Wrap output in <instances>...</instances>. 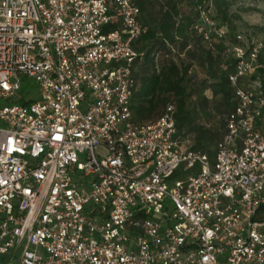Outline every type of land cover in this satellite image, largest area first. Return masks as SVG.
<instances>
[{"label":"built area","instance_id":"obj_1","mask_svg":"<svg viewBox=\"0 0 264 264\" xmlns=\"http://www.w3.org/2000/svg\"><path fill=\"white\" fill-rule=\"evenodd\" d=\"M194 11L235 59L213 161L175 105L133 120L137 0H0V99L41 93L0 106V264H264V44Z\"/></svg>","mask_w":264,"mask_h":264},{"label":"trees","instance_id":"obj_2","mask_svg":"<svg viewBox=\"0 0 264 264\" xmlns=\"http://www.w3.org/2000/svg\"><path fill=\"white\" fill-rule=\"evenodd\" d=\"M204 1L212 2L216 21L227 23L230 0H137L140 19L150 26V31L134 44L146 63L136 77L141 88L133 95L131 108L133 120L141 123L140 118L171 102L176 107L177 137L189 140L192 149L206 153L213 161L216 144L226 131L225 118L236 105L228 81L235 59L222 42L215 38L208 41L191 30L194 6ZM155 52L160 54L159 71L153 59ZM181 52L204 69L205 78L199 83L187 74L189 65L168 60ZM258 62L264 65L261 55ZM261 66L256 74L264 73ZM205 89L211 91V98L204 95ZM164 93L168 96L162 98ZM19 101L32 102L22 98Z\"/></svg>","mask_w":264,"mask_h":264},{"label":"rangeland","instance_id":"obj_3","mask_svg":"<svg viewBox=\"0 0 264 264\" xmlns=\"http://www.w3.org/2000/svg\"><path fill=\"white\" fill-rule=\"evenodd\" d=\"M229 4L227 24L230 25L231 32L257 37L264 44V0H230ZM259 55L264 59V47ZM257 65L261 66L258 61ZM261 67L264 68V65ZM258 75L264 80V73ZM40 94L38 84L33 79L26 78L23 81L21 92L14 99L8 101L0 99V106L21 103L16 101L20 97L24 100H37Z\"/></svg>","mask_w":264,"mask_h":264},{"label":"crops","instance_id":"obj_4","mask_svg":"<svg viewBox=\"0 0 264 264\" xmlns=\"http://www.w3.org/2000/svg\"><path fill=\"white\" fill-rule=\"evenodd\" d=\"M184 53L185 52H181L179 54H176V55L168 58V60H172V61H174V62H176L178 64L183 63L184 66L185 65H189L187 74L193 78L195 83H199L200 81H202L205 78V71L195 59L186 58L184 56ZM168 60L166 59V61H168ZM145 63H146L145 58L136 62L135 67H134V74H135L136 77H138L143 72ZM140 88H141V84H137V87H136V90L134 91V94ZM204 95H206V97H208V98H211L212 93H211V91L209 89H205L204 90ZM167 96L168 95L165 94V93L161 94L162 98L163 97H167ZM132 98H133V96H132ZM170 104H172V103L169 102L165 106H163L161 109L153 110L148 115L140 118L141 123H146V122L157 120L164 113V111L166 110L167 106L170 105ZM131 105H132V99H131ZM132 114L134 116L133 110H132ZM181 140L191 144V142L189 140H187V139H181Z\"/></svg>","mask_w":264,"mask_h":264}]
</instances>
